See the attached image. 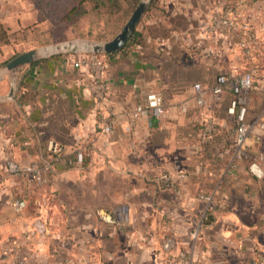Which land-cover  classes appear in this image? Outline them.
<instances>
[{
    "label": "crops",
    "instance_id": "1",
    "mask_svg": "<svg viewBox=\"0 0 264 264\" xmlns=\"http://www.w3.org/2000/svg\"><path fill=\"white\" fill-rule=\"evenodd\" d=\"M227 8L233 27H214L213 15ZM0 23L8 39L0 42V264H17L24 248L23 264H258L264 131L254 125L250 157L235 156L231 92L216 97L211 88L219 74L254 69L247 118L264 121V0H153L124 46L103 54L98 76L75 64L79 53L3 70L19 53L58 41L30 0H0ZM152 90L162 95L160 115L132 118ZM49 139L62 145L52 161ZM36 160L51 164L44 186L5 168ZM18 198L27 205L20 212ZM121 204L129 224L102 220L99 210Z\"/></svg>",
    "mask_w": 264,
    "mask_h": 264
},
{
    "label": "built area",
    "instance_id": "2",
    "mask_svg": "<svg viewBox=\"0 0 264 264\" xmlns=\"http://www.w3.org/2000/svg\"><path fill=\"white\" fill-rule=\"evenodd\" d=\"M232 10L227 8L223 12H219L213 15L212 21L214 27H224L226 29H231L234 25L233 19L231 17ZM245 27V26H243ZM102 54L95 53H79L76 57L75 64L78 66H87L90 72L93 75L98 76L100 71L104 67V60ZM255 78L254 69L248 68L243 72L234 75V76H226L225 74H219L216 77V81L211 88V92L214 96L219 97L223 93L226 87L229 88L231 92V97L228 102L227 112L230 115L234 116L236 122L235 129V151L234 154L238 158H246L250 157L247 154V139L250 136V132L253 129L254 125L258 126L260 131H264V121L259 120L258 118L254 123L248 120V105L251 96V89L253 87ZM196 90V101L199 106H204V96L203 92L199 85H195ZM161 104H162V95L158 91H148L145 94L144 101L142 103L137 104L131 112L132 118H137L142 112H147L153 117H158L161 112ZM206 131H210L214 128L213 123L211 121H207ZM112 130L111 123L109 121L104 122L102 124V131L104 133H110ZM205 133V131H204ZM256 136L255 138H257ZM46 150L48 154V158L50 160H55L59 156L62 151V145L54 139H49L46 144ZM84 158V154L82 151H77L75 154V160L77 162H81ZM264 158V157H263ZM251 159L250 169L255 174L259 175L260 171L258 169V165L256 163L255 158ZM44 160L40 161H31L28 164H19L13 161H7L5 168L17 175L24 176L34 186H40L47 181V170L51 168L50 162H46V166L43 165ZM160 179H162L163 184L166 186H171V180L168 175L161 174ZM203 198L204 197L202 196ZM13 207L17 212L22 211L26 207V201L24 199L18 198L14 200ZM99 215L102 220L113 222L114 220L121 221L123 224H129V209L126 204H121L116 211L108 212L104 210H99ZM172 242L170 240H166L162 243L163 250L167 251L170 249ZM28 249L24 248L17 253L16 263L23 264L28 257ZM185 261L183 255H180L179 262ZM258 264H264V254H261L257 257ZM188 264H191L189 262Z\"/></svg>",
    "mask_w": 264,
    "mask_h": 264
},
{
    "label": "water",
    "instance_id": "3",
    "mask_svg": "<svg viewBox=\"0 0 264 264\" xmlns=\"http://www.w3.org/2000/svg\"><path fill=\"white\" fill-rule=\"evenodd\" d=\"M153 0H139L122 28L109 40L92 41L68 39L32 48L19 53L4 66L3 70L15 73L24 65H29L47 56L61 53H95L109 54L121 49L132 35L136 25Z\"/></svg>",
    "mask_w": 264,
    "mask_h": 264
},
{
    "label": "trees",
    "instance_id": "4",
    "mask_svg": "<svg viewBox=\"0 0 264 264\" xmlns=\"http://www.w3.org/2000/svg\"><path fill=\"white\" fill-rule=\"evenodd\" d=\"M51 26V33L75 28L83 15L90 13L106 16L105 22L112 18H125L134 9L138 0H30ZM122 21V20H121ZM7 27L0 23V42H6ZM48 179V178H47ZM48 180L40 185H46ZM38 186V187H40ZM27 206V205H26Z\"/></svg>",
    "mask_w": 264,
    "mask_h": 264
},
{
    "label": "rangeland",
    "instance_id": "5",
    "mask_svg": "<svg viewBox=\"0 0 264 264\" xmlns=\"http://www.w3.org/2000/svg\"><path fill=\"white\" fill-rule=\"evenodd\" d=\"M130 13L125 18L113 17L111 22H105L106 16L104 15L96 16L94 13L83 15L79 20L77 27L69 28L67 30H58L55 28V31L51 33L49 39H54L56 41H63V39L68 40L73 38L92 41L109 40L122 28Z\"/></svg>",
    "mask_w": 264,
    "mask_h": 264
}]
</instances>
